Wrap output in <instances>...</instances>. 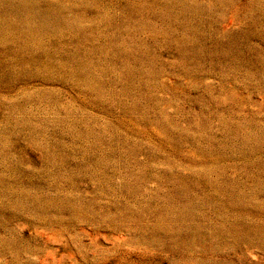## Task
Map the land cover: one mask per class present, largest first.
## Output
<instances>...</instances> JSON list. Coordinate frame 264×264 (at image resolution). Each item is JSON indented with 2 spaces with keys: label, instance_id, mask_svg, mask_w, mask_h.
<instances>
[{
  "label": "rangeland",
  "instance_id": "1",
  "mask_svg": "<svg viewBox=\"0 0 264 264\" xmlns=\"http://www.w3.org/2000/svg\"><path fill=\"white\" fill-rule=\"evenodd\" d=\"M0 264H264V0H0Z\"/></svg>",
  "mask_w": 264,
  "mask_h": 264
}]
</instances>
